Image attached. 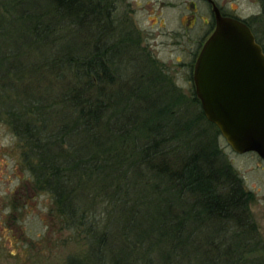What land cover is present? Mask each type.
<instances>
[{
  "label": "trees",
  "instance_id": "obj_1",
  "mask_svg": "<svg viewBox=\"0 0 264 264\" xmlns=\"http://www.w3.org/2000/svg\"><path fill=\"white\" fill-rule=\"evenodd\" d=\"M0 1L24 30L0 40V122L64 224L89 222L96 264H135L130 249L148 248L168 264H264L252 194L208 133L192 150L166 143L165 86L106 0Z\"/></svg>",
  "mask_w": 264,
  "mask_h": 264
},
{
  "label": "rangeland",
  "instance_id": "obj_2",
  "mask_svg": "<svg viewBox=\"0 0 264 264\" xmlns=\"http://www.w3.org/2000/svg\"><path fill=\"white\" fill-rule=\"evenodd\" d=\"M106 1L114 8L116 27L122 32L121 36L126 34L128 42L135 40L138 43L137 52L154 68V77L161 79L160 84L165 86L167 97L163 104H166L164 108L167 114L157 123L164 131L166 143L170 142L171 146H178L181 150L185 147L192 150L199 133L209 134L208 139L214 142L221 158L233 167L245 190L252 194L250 214L264 245L263 161L255 153H234L222 135L207 128L200 119L199 103L193 97L195 85L191 79L192 69L201 38L206 32L200 21L195 23L194 19L189 20L194 11L191 6L193 0ZM217 1L233 15L246 19L264 46V0ZM13 16L14 10L0 1V17L6 20L3 22L5 32L0 33V40L7 39L9 46L16 39L20 41L18 37L24 33L18 26L19 19L15 21ZM58 39L62 41V35ZM21 45L22 42L18 46ZM27 46L23 44L21 47ZM161 88L158 86L156 91ZM185 123L191 127L189 133L185 131L182 136V125ZM18 143L19 140L1 121L0 264H96L89 252V222L86 220L79 227L64 224L53 210L51 197L36 190L31 171L24 164L22 168ZM98 218L100 220L99 215ZM165 222L171 221L168 218ZM167 246L166 242L163 246L166 251ZM148 249L144 253L130 249L129 257L131 260L136 258L135 264H168V261L165 262L167 258ZM260 254L263 256L258 258L264 259V253Z\"/></svg>",
  "mask_w": 264,
  "mask_h": 264
},
{
  "label": "water",
  "instance_id": "obj_3",
  "mask_svg": "<svg viewBox=\"0 0 264 264\" xmlns=\"http://www.w3.org/2000/svg\"><path fill=\"white\" fill-rule=\"evenodd\" d=\"M215 13L216 30L194 66L196 96L234 153L264 161V50L244 22Z\"/></svg>",
  "mask_w": 264,
  "mask_h": 264
},
{
  "label": "flooded vegetation",
  "instance_id": "obj_4",
  "mask_svg": "<svg viewBox=\"0 0 264 264\" xmlns=\"http://www.w3.org/2000/svg\"><path fill=\"white\" fill-rule=\"evenodd\" d=\"M191 6H192V9L194 11H193L192 18H189V20L194 19L195 23L197 22V20L200 21L202 28L206 29V32L203 34V36L201 38L202 42L200 43L198 53L195 55L194 66L196 64L198 56H199L201 50L203 49L205 43L207 42V40L211 37V35L216 30L217 22H216L215 8H217L219 10L222 17L240 20L252 29V27L250 26V24L248 23V21L246 19L238 17L236 15H233V13H231L230 11L225 9L217 0H193ZM114 13L115 12H114V8H113V14ZM193 27L194 26L190 27V29ZM252 31H253V29H252ZM253 33H254V31H253ZM256 40L259 43L257 37H256ZM263 50H264V48H263ZM193 71H194V68L192 69V78H191L192 81H193ZM263 164H264V161H263Z\"/></svg>",
  "mask_w": 264,
  "mask_h": 264
}]
</instances>
